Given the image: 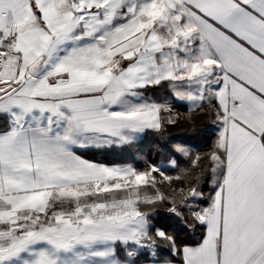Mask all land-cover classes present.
Returning a JSON list of instances; mask_svg holds the SVG:
<instances>
[{
  "label": "snow or ice",
  "instance_id": "6c2138e0",
  "mask_svg": "<svg viewBox=\"0 0 264 264\" xmlns=\"http://www.w3.org/2000/svg\"><path fill=\"white\" fill-rule=\"evenodd\" d=\"M0 264H264V0H0Z\"/></svg>",
  "mask_w": 264,
  "mask_h": 264
},
{
  "label": "trees",
  "instance_id": "16d2710c",
  "mask_svg": "<svg viewBox=\"0 0 264 264\" xmlns=\"http://www.w3.org/2000/svg\"><path fill=\"white\" fill-rule=\"evenodd\" d=\"M164 94L163 92L160 95ZM183 111V109H181ZM187 119L191 120V117ZM211 128V121L209 119H201L196 117L195 124H182L180 126H171L166 133L165 137L161 139L157 135L147 136L140 145L141 158L136 163L138 168L145 167V159L154 163H159L165 159L166 149L161 148V145L170 143L173 140H189L194 146V155L199 153L201 156L207 154L211 149L214 135H205V129ZM195 129V131L193 130ZM134 151V150H133ZM96 159L112 161L120 163L122 161H130L132 159V153H122L119 149L105 155H97ZM188 166L187 161H182L181 167ZM168 174L175 175L176 171H170ZM163 215V211H161ZM181 240H190L191 237L184 232L180 233Z\"/></svg>",
  "mask_w": 264,
  "mask_h": 264
},
{
  "label": "crops",
  "instance_id": "0c3cea01",
  "mask_svg": "<svg viewBox=\"0 0 264 264\" xmlns=\"http://www.w3.org/2000/svg\"><path fill=\"white\" fill-rule=\"evenodd\" d=\"M159 95H160V94H159ZM162 95H163V94H162ZM162 95H161V96H162ZM210 130H211V128L209 129V131H210Z\"/></svg>",
  "mask_w": 264,
  "mask_h": 264
}]
</instances>
